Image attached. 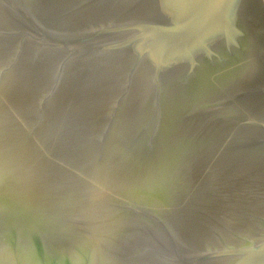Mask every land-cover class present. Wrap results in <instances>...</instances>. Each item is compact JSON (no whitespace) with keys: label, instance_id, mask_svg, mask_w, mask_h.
Instances as JSON below:
<instances>
[{"label":"water","instance_id":"obj_1","mask_svg":"<svg viewBox=\"0 0 264 264\" xmlns=\"http://www.w3.org/2000/svg\"><path fill=\"white\" fill-rule=\"evenodd\" d=\"M264 264V0H0V264Z\"/></svg>","mask_w":264,"mask_h":264},{"label":"clouds","instance_id":"obj_2","mask_svg":"<svg viewBox=\"0 0 264 264\" xmlns=\"http://www.w3.org/2000/svg\"><path fill=\"white\" fill-rule=\"evenodd\" d=\"M61 264H85L79 254H74L61 262Z\"/></svg>","mask_w":264,"mask_h":264}]
</instances>
